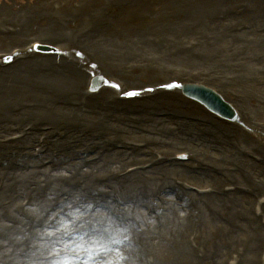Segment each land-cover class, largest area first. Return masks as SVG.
Returning a JSON list of instances; mask_svg holds the SVG:
<instances>
[{
    "label": "bare ground",
    "instance_id": "obj_1",
    "mask_svg": "<svg viewBox=\"0 0 264 264\" xmlns=\"http://www.w3.org/2000/svg\"><path fill=\"white\" fill-rule=\"evenodd\" d=\"M83 1L85 6L82 4L80 11L68 10L59 14L50 12L49 8L40 9L37 2L31 6L0 7V19L9 25V32L0 34V48L20 43L30 36L39 37L37 40L41 46H53L59 53L76 47L102 67L91 70L76 59L61 58L59 62V58L52 55L45 56V59L34 55L32 59L21 62L31 56L26 57L24 55L28 54L22 53L18 56V64L0 74V136L8 135L13 127L27 122L30 131L18 140L19 147L24 144L22 150L28 151L26 144L40 142L50 156L59 155L56 171L14 169L7 173L8 158L0 169V183L7 173L0 190V259L7 258L9 262L6 264H77L71 256L86 254L101 261L100 264H142V257L141 261L139 256L136 259L137 252L130 250V241L126 243L127 238L133 235L142 247L148 245L149 248L155 247L159 254L175 255L182 264H222L233 250L239 264H258L256 251L264 246V227L250 216L248 207L254 203L250 191L264 193V172L245 154L256 152L255 149L264 153V146L253 140V137H264V24L262 28L258 27L259 22L260 25L264 22V0H245L247 2L243 6L240 4L243 0H130L129 8L120 10H113L109 1L110 10L106 9L103 14L108 18L100 17L92 8V2L106 4L105 0ZM19 8L26 11L29 18L24 24L15 25L12 12ZM214 10L218 22L211 20ZM144 11L150 14L152 20L148 24L153 27L146 33ZM64 26L74 27L70 38L65 37L68 29L61 32ZM149 33L150 36L158 33L160 39L148 36ZM182 33L197 36L199 43L189 52L172 56V49L168 46L174 44V39ZM135 38L138 39L136 42ZM135 43L140 45L139 49ZM23 47L17 45L13 48ZM131 58L144 59L150 69L145 73L130 69L129 64H136L135 61L126 62ZM174 62L192 68H206L211 74V83L216 82L217 76L220 78L222 86L219 89L235 107L242 126H248L250 132V137H244L246 144L240 151L235 149L236 141L242 139L237 130L219 123L216 126L207 115L201 114L198 120L206 137L196 131V124L181 121L183 129L175 131L169 126L173 119L154 117V109L169 105L177 110L200 114L199 106L180 104L178 94L163 93L161 96L152 95L147 100L121 103L108 89H89L99 77L118 84L117 94L124 93L127 87L145 88L150 84L171 83L167 73ZM43 67L47 68L45 73L41 71ZM228 68L234 73H221ZM193 70L189 76L191 79H194ZM134 77L143 79L145 85L138 80H130ZM10 78L13 87L8 83ZM191 82L195 84L193 80ZM59 97L65 99L57 101ZM3 99L20 103L10 110V105H2ZM30 99L36 103L35 107L33 103L27 104ZM131 105L136 108L134 116L120 112H131ZM230 130L232 139L227 140L224 134L231 135ZM209 136L210 143L206 144ZM195 137L199 147L192 146ZM98 139L102 144L108 142V147H100ZM135 144H142V147L138 149ZM124 147L125 151H117ZM176 148L188 152L192 163L200 160L215 162L224 156L222 164L213 165L223 169L210 171L207 164H199V171L195 166L186 168L170 161L162 167L160 164L164 160L151 162L160 152L166 158L171 157ZM89 149L105 153L99 163L92 164L76 157V151ZM230 152H234L235 158H231ZM74 157L77 162L72 161ZM144 159L151 162V170L135 173L120 181L111 180L106 185L100 184L111 172H117L112 170ZM4 160L0 152V161ZM228 162H231L230 166ZM235 162L237 168L233 170ZM33 163L38 164V161ZM68 170L78 176H71L75 177L70 178L74 181L65 176ZM217 173H222L223 178ZM178 175L206 180L219 187L231 178L238 190L235 194L197 198L176 187L172 177ZM36 180L42 183L35 185ZM74 185L80 190L73 188ZM104 187H110L108 192L117 190L130 197L138 195L134 217L145 227L142 232L135 231L130 221H126L127 226H124V220L119 224L110 218L104 211L107 201L86 197L90 192H102ZM62 192L71 194L69 201L68 197L61 198ZM161 192L166 197L172 196V199L164 201L166 204L170 201L166 212L146 217L144 209L149 206L146 197ZM20 194L32 197L31 208L25 213L14 207ZM174 195L180 200L174 199ZM92 204L98 208L90 207ZM56 205L58 209L51 210ZM155 208L156 204L151 209ZM237 213L247 222L239 220ZM196 227L199 250L203 256L218 259L216 262L190 260L193 251L183 237L188 238ZM79 232H82L81 237ZM159 238H164V242ZM25 249L28 250L21 259ZM61 256L65 258H59Z\"/></svg>",
    "mask_w": 264,
    "mask_h": 264
},
{
    "label": "rangeland",
    "instance_id": "obj_2",
    "mask_svg": "<svg viewBox=\"0 0 264 264\" xmlns=\"http://www.w3.org/2000/svg\"><path fill=\"white\" fill-rule=\"evenodd\" d=\"M26 0H21V2H25ZM42 1H46V0H42ZM56 2L57 1H59V0H55ZM72 1H77L79 4H83V6H85V3H84V1L83 0H67V1H64V2H69V7L65 10V11H68V10H72V6L70 7V5H71V3H72ZM110 1V3L112 4V8H113V10H117V8H116V6H117V4H119V3H122V4H124L125 5V7H126V9H128L127 8V6L130 4V0H105V3L107 4H104V3H102V2H92V8L99 14V16L100 17H103V18H108V16L106 17V15L105 16H103V14L105 13L104 11L106 10V9H110L109 8V6H108V2ZM248 1V0H247ZM247 1H245V0H243V1H241L240 2V4H241V6H243ZM31 2H35L34 0L33 1H31ZM152 2H154V0H152ZM19 4V2L18 1H16V0H0V7L2 8V7H9V6H13V5H15V6H17ZM23 6H26V5H23ZM40 9H42V10H45L46 9V7L44 6V4L43 5H37ZM124 7V8H125ZM172 7V6H171ZM230 7H234V6H230ZM218 13V12H217ZM25 15H27V16H25ZM12 18H13V22H14V24L16 25V23H20L21 22V20L23 19H25V18H27V20H28V18H29V15L28 14H26V11H21V9L19 8L18 10H15L14 9V11L12 12ZM22 16V17H21ZM19 17H21V18H19ZM25 17V18H24ZM215 17H217V15H216V10H214V12H213V14H212V16H211V20L212 21H214V22H218L217 21V19L215 18ZM234 22V21H233ZM232 22V23H233ZM259 22V21H258ZM0 25H3L4 27H6V28H9V25H8V23L4 20V21H2V20H0ZM258 27H262L261 25H260V22H259V24H258ZM64 29H68V30H66V31H73L74 32V28L72 27V26H64V27H62L61 28V32H62V30H64ZM260 29V28H259ZM141 30H142V33H143V29L141 28L140 29V32H141ZM63 33V32H62ZM70 36H72V34L70 35ZM148 36H150V34L148 35ZM150 37H158L157 36V34H151V36ZM38 39H39V37H37ZM37 38H33V36H30V37H28V38H25V41H22L21 42V44L22 45H25L26 43H28V42H30V41H35V39H37ZM192 39H195V40H193V41H196V42H198L199 43V40H198V38H197V36H194V35H188V34H184V33H182L181 34V36L178 38V39H174L175 40V44H171V45H169L168 47H169V49H172L173 50V53L174 54H179L180 52H179V47L180 46H186ZM40 40V39H39ZM134 40V42H136L138 39L137 38H135V39H133ZM13 45H15V44H13ZM12 45V46H13ZM16 45H18V43L16 44ZM142 45V44H141ZM12 46H9V47H7V48H4V49H2V48H0V50H8L9 48H11ZM135 46H138V49H139V47H140V45L138 44V43H135ZM51 49H53V50H55L56 51V49L52 46L51 47ZM56 53V52H55ZM78 55L80 56V58L78 57ZM38 56V55H37ZM42 56V55H41ZM58 56V58H59V62L60 61H62L61 60V58H73V59H76V60H78V62L82 65V63H83V66H85V67H88L87 65H91L92 66V68H96V69H100V68H102V67H100L99 66V64L90 56V55H87V54H84V53H82L80 50H78L76 47H72V48H70V51L68 50V51H65V53H62V54H58L57 55ZM81 57H83V58H81ZM41 59H45L44 57H40ZM133 61H135V62H139V61H141V63H145V62H143L144 61V59H142V58H131V59H128L126 62L129 64V63H133ZM175 61H177V60H175ZM262 61V60H261ZM2 64H5V63H2ZM129 65H132V64H129ZM90 66V67H91ZM262 66L264 67V63H262ZM0 67H2V68H4L3 66H1L0 65ZM145 68H148V67H146L145 66ZM259 68H260V65H259ZM47 68L46 67H43L42 69H41V71L44 73V70H46ZM192 69H194L193 71L194 72H198V73H200L201 74V77H199L200 79H202L201 80V82L202 83H204V85L205 86H207V87H210V88H212L213 90H215L218 94H220V95H222L223 97H225L224 96V94H223V92L221 91V90H219L218 88L220 87V85H221V80H220V78L217 76V78H216V82L215 83H210L209 81H211V74H210V72H208L207 70H206V68H203V67H188V66H183V65H180L178 62H174V64L172 65V67H170L169 68V74L167 73V75L169 76V78H170V80L171 81H175L176 80V82H181V81H177V80H182V81H184V78H187V77H189L190 76V72H191V70ZM224 70V69H223ZM3 71H5L4 69H0V74L3 72ZM177 73V74H176ZM221 73H227V74H231V73H234L231 69H227V70H224V71H222ZM87 74V73H86ZM202 74H204V77L202 76ZM181 75H183V77L180 79V77L179 76H181ZM166 78H167V76H165ZM197 80H199V79H195V81H197ZM108 81V80H107ZM8 83H9V85L11 86V87H13V85H12V81H11V78L9 79V81H8ZM108 83L109 84H115L114 82H109L108 81ZM172 84H174V83H172ZM150 88H152V89H149V91L150 92H145L146 94H148V95H158V96H160L162 93H165V92H169V93H177L175 90H173L172 88H171V85H170V83H162V84H159V85H151V86H149ZM218 87V88H217ZM104 89H108L110 92H112V94H113V96L115 97L116 96V93H118L115 89H113L111 86H109V87H103ZM103 88H101V89H103ZM125 89H127L128 91H131V89L132 88H125ZM134 89H138V88H134ZM146 89V88H145ZM231 89H232V87H231ZM171 90V91H170ZM233 91H236V90H233ZM0 93H1V91H0ZM181 99L180 100H178V102L181 104V103H183L182 101L184 100V101H187L188 103V105H195L196 103L195 102H193V101H191V100H188V99H186L184 96H181L180 97ZM63 99H65L64 97L62 98V97H59L58 98V100L57 101H63ZM33 99H30V101L31 102H29V100H27L26 102H27V104L28 103H32V102H34V101H32ZM3 101H5V102H3L2 103V105H10L9 106V108L11 109V105H17V103H19V102H16L15 100L14 101H8L7 102V100H5V99H3ZM186 104V105H187ZM201 106L199 105V109H200V111H201V113H205V114H207L202 108H200ZM132 108H134V106H132ZM173 110H175L174 108H172V107H168V106H166V107H163V108H157L155 111H154V113H158V112H156V111H170V112H174V113H176L177 115L178 114H182V115H179V116H181V118L179 119V120H175L172 124H170L169 126H170V128L171 129H173V130H175V131H177V126L179 127V126H181L182 125V123H180L181 122V120H182V117L183 116H187V115H190V116H192L193 115V113L194 112H189V111H185V110H175V111H173ZM203 111V112H202ZM203 113V114H204ZM156 115L154 114V117H155ZM25 124V123H24ZM23 124V125H24ZM179 124H181V125H179ZM182 127V126H181ZM235 128H237V129H239L240 127H238V126H234ZM231 131V130H230ZM193 133V131H191V134ZM231 134H232V131H231ZM224 138L226 139L227 138V132L224 134ZM228 140V139H227ZM261 145H263L264 146V140L262 141V140H258V139H256ZM192 143V146H198V145H196V142L195 141H192L191 142ZM199 147V146H198ZM161 151H163V152H165V153H169L168 151L166 152V151H164V150H162L161 149ZM255 151H256V153H257V155H258V153L261 155V156H263L264 157V153L261 151V150H256L255 149ZM174 152H181V149H176V150H174ZM161 153V152H160ZM230 153H232V152H230ZM223 161H224V156H220V157H218V159H216V161L215 162H213V161H211V160H200V161H197V162H191V166H195V167H198V165L199 164H203V165H208V166H212V167H215V166H213V165H218L219 163H223ZM190 164V163H189ZM227 164H229V166L231 165V162H228ZM226 165V164H225ZM225 165H224V167H225ZM219 166V165H218ZM123 167H125V166H122V167H120V169H123ZM206 167V166H205ZM204 167V168H205ZM208 168V167H207ZM219 169H223V168H221V167H218ZM177 179H180V181L181 182H186V183H188V184H190V185H193V186H195V187H198V188H209V186H213L214 188H216V187H218L219 188V185L217 186V185H214V184H210V182L209 181H206V180H193V179H190V178H188V177H185V176H182V175H180V176H177ZM222 185V184H221ZM225 185V184H224ZM223 185V186H224ZM221 187V186H220ZM257 192H259V191H253V193H257ZM262 194H264V193H262ZM256 199H253V202L255 201ZM18 201V200H17ZM250 205L251 204H249V207H250ZM249 207H248V209H249ZM218 214H220L221 212H217ZM126 219V218H125ZM243 238V237H242ZM133 239V238H132ZM133 241V240H132ZM136 241V240H135ZM131 243V242H130ZM131 244H133V242L131 243ZM18 250V248L15 250V251H17ZM138 250V253H139V248L137 249ZM145 251L146 252H148V253H154L155 254V256H156V259H157V263H155V264H160V263H165V262H168V263H175V264H182L180 261H179V259L177 258V257H171V256H167V254H163V255H165L166 257H163L161 254L159 255V257H158V254L156 253V251H155V249H153V248H146L145 249ZM258 254H259V250L258 251H256V255L258 256ZM259 257H260V255H259ZM263 254L261 255V260L263 259ZM190 259H192V260H194V262H196V261H198L197 259H196V255H194V253L192 252V255H190ZM218 260V259H217ZM216 260V261H217ZM1 261H5V262H3V263H6V262H9L8 261V259L7 258H5V260L3 259V258H1L0 259V264H2L1 263ZM205 261H208V262H211V263H213V262H216V261H213L210 257H207L206 256V259H205ZM200 262V261H199ZM223 262H224V260H222V264H223ZM261 263H262V261H261Z\"/></svg>",
    "mask_w": 264,
    "mask_h": 264
}]
</instances>
